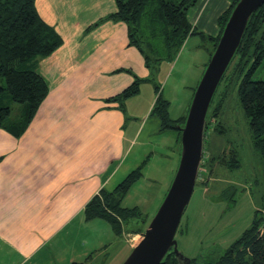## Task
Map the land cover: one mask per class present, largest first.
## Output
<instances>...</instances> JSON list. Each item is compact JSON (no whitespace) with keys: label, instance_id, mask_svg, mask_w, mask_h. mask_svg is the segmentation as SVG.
Segmentation results:
<instances>
[{"label":"crops","instance_id":"1","mask_svg":"<svg viewBox=\"0 0 264 264\" xmlns=\"http://www.w3.org/2000/svg\"><path fill=\"white\" fill-rule=\"evenodd\" d=\"M232 1L199 0L188 13L187 44L197 30L218 37ZM36 7L63 43L38 62L49 93L27 130L17 138L0 127V264H107L117 235L104 219L88 220L85 208L120 179L135 138L125 132L122 104L108 99L138 78L148 82L150 72L127 25L107 18L116 0H36ZM91 224L104 230L92 252L73 240ZM127 232L131 253L139 234Z\"/></svg>","mask_w":264,"mask_h":264},{"label":"rangeland","instance_id":"2","mask_svg":"<svg viewBox=\"0 0 264 264\" xmlns=\"http://www.w3.org/2000/svg\"><path fill=\"white\" fill-rule=\"evenodd\" d=\"M197 31L198 34L188 44L189 39L186 40L172 60L164 59L148 68L149 81L140 86L137 95L121 102L127 116L125 132L135 138L122 161L120 179H115V184L107 189L113 190L139 169V179L121 202L122 207L138 213L139 218L124 223V232L109 246L112 248L111 264H122L130 254L127 231L139 234L136 238L129 237L139 244L176 175L182 152V132L177 128L185 126L184 119L214 52L215 42L208 37L203 40ZM222 89L206 122L199 177L176 234L179 251L192 260L198 259L197 263L217 260L251 227L256 214L264 213V166L254 148L248 119L237 101L236 89L228 88L225 101L214 115ZM163 101L168 102L169 122L176 128L164 127L160 113L154 109ZM13 107L16 111L19 106ZM234 151L241 167L229 170L223 163ZM75 235L73 240L79 242L77 246L89 247L92 252L104 230L91 224ZM99 261L91 264H99Z\"/></svg>","mask_w":264,"mask_h":264},{"label":"trees","instance_id":"3","mask_svg":"<svg viewBox=\"0 0 264 264\" xmlns=\"http://www.w3.org/2000/svg\"><path fill=\"white\" fill-rule=\"evenodd\" d=\"M197 1L116 0L118 9L107 18L127 25L130 45L139 49L147 67L151 68L164 59L172 60L194 32L188 13ZM238 2L233 0L218 19L219 36L208 37L215 42L214 51ZM62 43V37L39 15L36 0H0V127L13 136L23 135L49 93L48 84L38 71L39 60L50 56ZM142 82L136 79L108 101L121 103L137 95ZM228 88L236 89L237 101L248 119L254 148L264 166V4L248 22L242 42L213 97L207 121L219 91L222 89L223 93L214 115L225 101ZM15 104L19 106L16 111ZM154 109L160 113L164 127L176 128L169 122L168 102L163 101ZM177 129L181 131L180 127ZM223 164L229 170L241 167L235 151ZM140 175V170H135L114 190H102L100 196L87 204L86 218L104 219L116 235L123 233L124 223L139 218L138 213L122 207L121 202ZM197 262L198 259L192 260V264H264V213L258 212L251 227L217 260ZM161 264H178L172 249Z\"/></svg>","mask_w":264,"mask_h":264},{"label":"water","instance_id":"4","mask_svg":"<svg viewBox=\"0 0 264 264\" xmlns=\"http://www.w3.org/2000/svg\"><path fill=\"white\" fill-rule=\"evenodd\" d=\"M263 4L264 0H239L233 9L195 91L185 126L181 129V159L172 185L141 241L122 264H161L171 249L178 264H192V259L179 251L176 234L199 177L207 115L251 16Z\"/></svg>","mask_w":264,"mask_h":264},{"label":"bare ground","instance_id":"5","mask_svg":"<svg viewBox=\"0 0 264 264\" xmlns=\"http://www.w3.org/2000/svg\"><path fill=\"white\" fill-rule=\"evenodd\" d=\"M236 210V209H235ZM231 212V211H230ZM229 214V213H228ZM238 214H240V211H239V213ZM237 215V214H236ZM241 215V214H240ZM230 216V215H229ZM235 217V216H234ZM227 218V217H226ZM239 218V217H238ZM235 219V218H234ZM200 220V219H199ZM230 220V219H229ZM231 220H232V218H231ZM228 223V222H227ZM205 224V223H204ZM207 224V223H206ZM206 224H205V226H206ZM203 225V224H202ZM208 225H209V222H208ZM228 226V225H227ZM204 229H205V227H204ZM203 229V230H204ZM207 229H208V226H207ZM230 228H227V230H229ZM224 230V229H223ZM208 233V232H207ZM202 234H203V232H202ZM202 236V235H201ZM206 236V235H205ZM207 237V236H206Z\"/></svg>","mask_w":264,"mask_h":264}]
</instances>
